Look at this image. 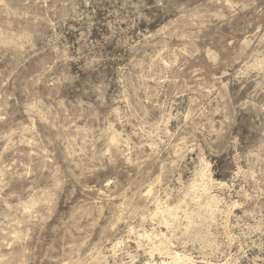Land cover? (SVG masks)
<instances>
[{"label": "rangeland", "instance_id": "374dc122", "mask_svg": "<svg viewBox=\"0 0 264 264\" xmlns=\"http://www.w3.org/2000/svg\"><path fill=\"white\" fill-rule=\"evenodd\" d=\"M166 249L264 264V0H0V264Z\"/></svg>", "mask_w": 264, "mask_h": 264}, {"label": "bare ground", "instance_id": "6f19581e", "mask_svg": "<svg viewBox=\"0 0 264 264\" xmlns=\"http://www.w3.org/2000/svg\"><path fill=\"white\" fill-rule=\"evenodd\" d=\"M163 245L160 244V245L156 246L155 250L159 251V252H162V250L164 251L165 246H163ZM170 251L167 249L165 250V254H167L168 258L170 259L169 261L161 260L159 263L154 262V261H148L145 264H187L190 261L189 257H187L185 255H181L176 251H173V252L172 251L170 252Z\"/></svg>", "mask_w": 264, "mask_h": 264}]
</instances>
